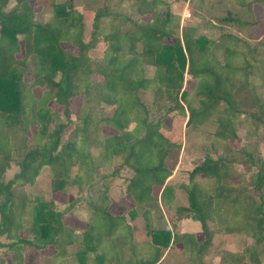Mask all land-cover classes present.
I'll list each match as a JSON object with an SVG mask.
<instances>
[{
    "label": "trees",
    "instance_id": "trees-1",
    "mask_svg": "<svg viewBox=\"0 0 264 264\" xmlns=\"http://www.w3.org/2000/svg\"><path fill=\"white\" fill-rule=\"evenodd\" d=\"M81 1L0 0V247L11 251L10 264H25L29 246L52 248L47 264H263L264 157L257 132L264 126V35L222 31L220 59L218 40L199 33L200 24L181 28L182 8L189 3L203 18L197 13L203 0H130L142 21L112 14L106 0L88 35ZM232 4L239 12L228 8L207 24L264 22V0ZM45 7L49 18L38 20ZM145 64L155 67L153 76ZM186 73L195 79L192 89L185 87ZM146 93L153 96L152 110ZM77 96L83 99L73 119ZM186 109V126L216 116L214 135L223 150L206 154L186 181H173L167 158L182 146L163 124L174 125ZM242 115L247 142L241 146ZM13 162L19 169L7 178ZM44 166L53 172L51 193L67 194L64 210L54 197L27 196ZM116 176L134 201L121 213L110 208ZM199 176L214 184L206 189ZM85 189L92 190L85 199L89 218L80 230L64 214ZM176 189L185 190L187 205L176 204ZM130 213L144 220L145 239L136 238ZM185 218L200 223L203 239L179 230ZM217 234L253 242L238 251L219 248Z\"/></svg>",
    "mask_w": 264,
    "mask_h": 264
},
{
    "label": "rangeland",
    "instance_id": "rangeland-1",
    "mask_svg": "<svg viewBox=\"0 0 264 264\" xmlns=\"http://www.w3.org/2000/svg\"><path fill=\"white\" fill-rule=\"evenodd\" d=\"M106 0H82L79 4V10L83 13L85 18V23L87 25V34L89 35L92 30V23L94 20V15L96 11L104 5ZM14 1L11 2V5ZM110 5V10L112 14L120 13L125 16H130L134 20H144L143 16H140L138 12L133 10L131 7L130 0H108ZM204 8L198 10V14L203 15V18H199L195 16V10L193 7L187 3L181 10V28L185 25H197L200 24L198 32L205 33L215 39L217 42L216 53L217 56L222 59L223 58V46H224V38H221L220 34L222 31H238L237 27H226L224 25H209L207 24V20L210 23L213 21L214 16H224L226 14V10L223 7H227L229 3H231V7L233 10L236 9L232 4V0H203ZM219 2L221 4H219ZM223 4V5H222ZM223 6V7H221ZM187 10V11H186ZM191 13L190 17H185L183 19L184 13ZM50 16V8L45 7L40 12L37 13L36 17L38 20L45 21ZM235 31V32H236ZM249 32V31H248ZM247 32V33H248ZM246 34V33H245ZM244 34V35H245ZM247 37V35L245 36ZM251 43L255 42V40L250 39ZM66 47H72L69 43H64ZM104 45L99 44L97 50H102ZM145 73L147 76H153L155 73V67L150 64H145ZM26 78L30 79L31 74H26ZM193 82L195 83V79L192 81V76L188 73L185 75V87L192 89ZM39 89L37 90V94H39ZM83 97L77 96L72 99V118L75 119V115L79 110L80 104L82 102ZM144 99L152 110L153 106V96L150 93H146L144 95ZM193 105H197V98L193 97ZM244 115L241 117V121L239 122V135L240 139L236 140L238 145H244L247 142L246 137V125L243 123L242 119H244ZM188 119V111L186 109V117H183V114L180 113L178 120L174 125L171 122L164 121V130L166 134H169L170 137L175 138L177 142L181 144V148L173 149L168 158L167 165L174 170L177 171L176 176L173 178V175L170 177V180L173 181H186L188 179L189 170L193 168V166L198 163L206 154H211L212 156H218L223 150V142L218 139L214 135V131L217 128V119L215 115L210 116L205 120H199L196 123H192L189 126H186V121ZM77 122V121H76ZM73 126V125H72ZM169 126H173L172 128ZM69 129L66 130L65 137L68 135ZM258 138V148L261 155L264 157V126L260 127L257 132ZM120 161V158H116V163ZM19 167L13 162V164L8 167L6 170L7 178H12L16 171H18ZM113 168L105 169V172L111 171ZM123 174H126L125 171H121ZM53 176V172L50 166H44L36 179L33 187L28 186L26 188V193L29 198H33L34 196L40 195L42 197H46L50 199L54 197L56 199V207L59 210H64L67 200L66 193H51V179ZM199 183L204 186L206 189L210 188L214 184V180L212 178H204L197 177ZM112 186H111V197L112 204L110 206L111 211L114 213H121L123 211L129 210L133 208L134 201L132 198L125 192L124 187L121 184V176H116L112 178ZM121 184V185H120ZM69 191L73 196H77L78 189L75 186L69 188ZM92 190L85 189L81 201L70 211H66L64 214V219L69 224H72L79 228L83 229L87 225V220L89 218L88 206L86 204V197L91 195ZM176 204H184L187 203L186 192L185 190H179L176 195ZM32 205H28V211H31ZM31 217V215H30ZM129 221L134 225V228H137V233L140 235L145 230L144 220L139 215H132L131 213L128 215ZM198 228L200 227V223L195 221ZM182 229V228H180ZM183 229H193L192 225L183 226ZM201 230V227L199 228ZM202 232V230H201ZM203 233V232H202ZM146 236V235H145ZM144 236V237H145ZM204 238V233L203 236ZM3 240L7 239L3 237ZM243 242H248L252 244L253 240L247 236H235L230 234H217L215 236L214 243L219 248H226L233 251H238L242 248ZM258 250L261 253V257L264 264V243L258 246ZM52 248H44L38 249L32 246L27 247L25 252V264H47L51 262ZM11 251L6 247H0V264H10L11 262Z\"/></svg>",
    "mask_w": 264,
    "mask_h": 264
},
{
    "label": "crops",
    "instance_id": "crops-1",
    "mask_svg": "<svg viewBox=\"0 0 264 264\" xmlns=\"http://www.w3.org/2000/svg\"><path fill=\"white\" fill-rule=\"evenodd\" d=\"M219 4H221L219 2ZM223 5V4H222ZM223 7V6H221ZM228 8H232L231 7V3H229V5L227 7H223V9L227 10ZM254 10H255V13H256V16L258 19H262L263 18V11H262V8H261V5L260 4H255L254 6ZM235 11H238V10H235ZM239 12V11H238ZM241 13V12H240ZM243 14V13H241ZM226 27H229V26H226ZM238 31L234 30V31H226V32H233L239 36H246L247 35V32L249 30H251L253 32V35L256 39H260L262 38V36L264 35V22H259L255 25H253L252 27H238L237 28ZM236 31V32H235ZM246 33V34H245ZM245 34V35H244ZM179 121L178 119L174 122V124ZM169 135V134H167ZM176 173L177 171L174 170L173 171V178L176 176ZM179 190H182V189H176L173 193V198L175 199L176 198V195L178 194V191ZM129 195V194H128ZM130 196V195H129ZM131 197V196H130ZM132 198V197H131ZM186 199H187V194H186ZM133 200V198H132ZM175 202H176V199H175ZM178 204V203H177ZM178 205H187V203H184V204H178ZM186 225H192L193 226V229H183V226H186ZM134 227V225H133ZM182 228V229H180ZM200 228V227H199ZM198 226L196 225V222L195 220L191 219V218H185V219H182L179 223V230L181 231H190V232H194L197 236L198 239H203V233L201 232V230H199ZM135 230V236L137 239L139 240H142V239H145L147 236L146 235V231L144 230L142 233H140V235L137 233V228L135 227L134 228ZM145 236V237H144ZM179 246V245H178Z\"/></svg>",
    "mask_w": 264,
    "mask_h": 264
},
{
    "label": "built area",
    "instance_id": "built-area-1",
    "mask_svg": "<svg viewBox=\"0 0 264 264\" xmlns=\"http://www.w3.org/2000/svg\"><path fill=\"white\" fill-rule=\"evenodd\" d=\"M187 11V10H186ZM191 16V13L190 12H188V13H184V15H183V19L185 18V17H190Z\"/></svg>",
    "mask_w": 264,
    "mask_h": 264
}]
</instances>
